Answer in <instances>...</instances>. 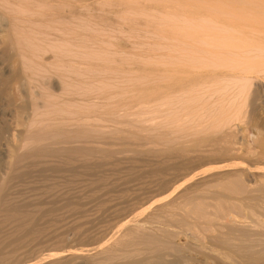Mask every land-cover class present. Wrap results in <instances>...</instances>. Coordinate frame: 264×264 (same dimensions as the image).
I'll list each match as a JSON object with an SVG mask.
<instances>
[{"label":"bare ground","instance_id":"bare-ground-1","mask_svg":"<svg viewBox=\"0 0 264 264\" xmlns=\"http://www.w3.org/2000/svg\"><path fill=\"white\" fill-rule=\"evenodd\" d=\"M150 8L158 13L146 17L145 11ZM186 19L191 22H187ZM203 20L206 22H201ZM209 24L214 26L213 29L218 27L220 31V27L224 29L223 26H228L234 32L244 33L253 42L244 44L241 49L242 53H240L238 49L240 46L230 44L231 41L228 44L227 41L232 39L230 33L227 39V35L218 30L220 34V37H217L218 42L212 41L209 34L210 37L216 38V36L211 35ZM121 28L122 30L127 28L128 32L130 30L129 35L135 34L134 36L141 35L143 32L150 33L154 36L152 44L156 48L166 46L171 41L178 43L183 41L184 43H179V45H186L184 48L190 49L186 53L187 57L190 56L189 53L196 51L208 53L207 63L209 65L226 70V72L223 70L226 74L224 78H227V82L225 79L224 83L230 82V86L233 87L232 78L240 82L238 85L241 89H239L240 95L239 92L237 94L241 97L239 101L242 100V104L247 101L245 98L248 99L249 95H253L248 94L249 91H247L251 80L258 78V81H262L259 78H264V0H0V221L13 224L22 222L24 226L21 232L18 230L16 238H10L12 240L9 242L7 239V241L1 240L0 264H16L17 262L13 263L18 256V254L14 256V253L18 252L15 250L16 242L24 240V236L30 239H33L35 235L41 234L42 236L44 232L42 229L52 225L47 222L46 217L50 214L52 216L55 208L60 206L56 207L48 202L50 198L46 200L44 198L45 196L51 197L54 191H52L54 185L50 184L53 180H50L51 177H48L51 182L47 183L49 182L48 173L59 172L60 174L65 171V175H68L67 171L69 175L76 177L88 171L92 172L94 169L98 172L101 169L103 171L104 167H108L107 165L117 170L120 165L119 161L121 162L123 158L117 159L119 160L118 165L117 161L115 162V154L119 151L121 154L123 149L131 153L130 159L137 158L138 161H144L139 171L132 169L127 173L128 170H124L127 174L124 176L143 180L147 178L146 180L149 179V181L152 179L156 182L159 193L156 194L155 189L156 195L152 193L150 197L143 198L145 201L143 200L140 205L137 204L138 206H128V202L122 200V204L123 202L126 203L125 206L128 204L125 209H123L124 205L123 208L120 205L122 210H117L119 203L113 204L119 197H114L117 200L112 198L114 202L110 199L113 203L109 200L111 204H108H113L118 208L113 213L114 217L107 219V222L103 223L104 226H98L97 236L92 235L97 238L94 240L97 243L94 244L93 240H90L94 244L92 246L86 243L91 248L86 246L88 249L80 250L81 247H77L80 251H76L74 248L76 246L72 245L74 247L69 246L71 251L66 248V252L64 250L65 253H62L63 251L60 252L58 249V252L54 254L55 245L54 247L52 245L53 254L47 251L49 252L47 255L48 253L44 251L41 254H46L45 257L41 254L39 257L36 253L34 256L37 255L38 258L35 261L36 256H31L33 258L29 257L30 259L28 256V259L23 256L27 259L25 264H192L193 262V264H264V121L259 120L261 122L258 123L259 127L257 124L255 126L251 120V114L248 115L251 117H247L248 119L243 116L246 113H242L244 105L242 107L241 103L239 108L236 107L239 110L235 113L229 111L232 116L228 117L227 110L226 114L223 111V105L222 107H209L216 104L213 101L215 98L212 100L215 104L208 98L211 102L210 104L208 101L209 108H201L200 105L199 110L192 109V101L196 102L197 97L189 96L187 93L196 91L198 88H209L210 86L207 85L215 78V76L212 77L215 69H211V66L201 61L198 62V57L194 55L191 56L196 58L197 65L192 62V67L189 65L187 68L180 65L169 66L170 64L167 66V63L163 62L166 65L164 67L163 63L158 61L159 64H156L162 63L160 65L162 67L144 66L142 68L145 80L136 79L137 82L126 87L125 78L122 80L120 78L121 83L119 80L118 82L121 86L125 84L124 88L118 83V85L114 84L115 81H113L111 90L114 91L117 85L120 90L121 88L126 89L129 93L126 94L125 90H121L124 95L122 97L119 90L122 98H117L119 93L117 89L115 90L117 94L114 93L115 91L110 93L111 90L106 91L110 94L105 91L99 92L102 86L99 84L101 82L97 81L110 82V80L101 79L103 76L112 79L108 76L110 73H115L113 78L119 73L128 74L129 69L123 67L124 64L126 66L137 65L134 62L136 59L148 58L144 50L134 53V55L137 54L134 56L136 58H132L133 51H131L129 53L132 62L127 63L131 59L127 60L130 56L127 57V52L125 54L124 51L131 49H126V43L125 45L124 41L121 43L120 38L119 42L109 44V46L114 45L115 51L105 50L108 47L105 48L103 43H100L104 41L103 36L100 35L102 30L117 33L119 32L117 30ZM230 28L226 27L231 31ZM197 39L199 41H196ZM98 44L103 48H99ZM113 47L109 50H114ZM237 53L241 55H236ZM235 56L237 59L243 56L244 59L240 57L241 61L244 60L243 63L237 62ZM190 58L183 60L188 62ZM125 59L126 62H124ZM109 61H118L120 65H117L118 62L113 66L112 64L106 65ZM227 61L229 68H225ZM97 62L100 63L98 66ZM102 63L105 65L99 66ZM237 63L241 64L240 70L236 69ZM195 65L196 67H193ZM155 71H158V74L153 75ZM229 77L230 80H228ZM212 84L215 86V83ZM224 86V89L231 88L225 84ZM91 87H98V92L90 90ZM201 89L198 91L203 94ZM206 89L203 91L206 92ZM210 89L212 90V86ZM211 90L204 95L200 92L199 94L205 98L208 94L210 97L209 93L212 95L216 92L215 89L213 92ZM182 96H186L184 98L187 100L184 105L185 111L181 105L184 104ZM256 98L255 95L254 102ZM251 100L253 99L250 98ZM239 101L237 100L238 104ZM186 103L191 107L187 108ZM180 106L182 108L179 111L177 109ZM151 110L155 111V114L164 111L166 116L163 112L161 115L159 112L158 115L151 116L152 113L154 114ZM171 112L174 114L171 115ZM167 114L171 116L170 119ZM202 118L208 121H205L207 125L200 124ZM234 120L244 123L240 128L241 131L239 130L243 139H240L242 147H237L238 144L236 146L242 150L239 149L238 154L240 152L243 154V162L234 155L238 149L236 150L234 146V131L229 126ZM211 156L212 158L215 156L216 161L218 158H221L222 162L229 159L227 163L230 164L217 163L220 166L215 167V165L213 168L217 169L212 174L209 173L213 179L207 174L209 171L205 173L206 176L209 175L208 181L211 179L214 182L210 181L213 186H208L212 188H207L206 185V189L205 185H202L205 182V180L202 181L204 176L200 177L201 186L204 187L201 188L198 182H195L196 179L194 180L196 175L191 173L186 177L190 171L187 170L185 173V170L193 162ZM235 158L240 161L236 165L230 162V159L235 160ZM132 161L134 162V160L130 162ZM111 168L110 172H114ZM124 168L126 169V166ZM213 168L211 165L210 169ZM231 169L233 171L237 169L239 172L235 173V178L231 175L234 178L233 181H230V173L227 175L228 170ZM200 171L202 170L196 172L197 175ZM202 172H200L201 176ZM168 174H174V176L177 174L179 177L171 179ZM222 174H225V177ZM227 176L230 177L229 181L225 179ZM75 177H71L72 180L76 179ZM40 178L47 182L45 184L43 182L41 192L36 191V194L39 193L37 195H41L50 206L46 208L41 206V209L30 211V205H28V211L21 210L24 204L21 206L16 203V198L13 201L11 193L13 190L18 191L23 185L27 187L30 184L28 188H34L32 186L36 185L33 184L38 185ZM117 178L118 176L115 180ZM98 179L102 180L100 176ZM192 181L197 184L196 187ZM208 181L205 184L209 185ZM82 182L84 183V180ZM104 182L101 181L103 185H105ZM182 185L185 187L182 188ZM35 188L37 190V186ZM31 191L30 194H32ZM103 192L105 194V191ZM60 193L57 196L62 199L60 195L63 194ZM54 199L57 200L56 196ZM28 200L29 198L26 201ZM65 200V198L62 199V202ZM124 200H128V197ZM34 202H32L33 205ZM62 202L57 201L55 204ZM63 203L64 205L61 204V206H64L65 210L73 207L70 202ZM136 203L137 201L135 205ZM113 205L110 208H113ZM108 212L112 215L110 211ZM37 219H41L42 222L38 224ZM114 219L116 220L112 221ZM46 222L50 226H43ZM76 224L72 223L73 226H78V223ZM14 227L17 228V225ZM72 229L70 228L71 231ZM74 231L75 229L72 232L76 234ZM48 232L50 231L45 233L48 234ZM55 232L57 233V229ZM87 233L82 231L84 237ZM72 236L74 238V234ZM81 237L80 239L84 238ZM63 241L62 243L66 245V241ZM81 241L83 242V239ZM88 241L89 239L86 241L84 239V243ZM60 244L58 248L64 249ZM18 250L21 249L18 248Z\"/></svg>","mask_w":264,"mask_h":264},{"label":"rangeland","instance_id":"rangeland-1","mask_svg":"<svg viewBox=\"0 0 264 264\" xmlns=\"http://www.w3.org/2000/svg\"><path fill=\"white\" fill-rule=\"evenodd\" d=\"M158 13V11H155L153 8H150V9H146V11H145V14H146V17H149V16H151L152 14H157ZM182 19H184V18H182ZM181 19V20H182ZM185 20V19H184ZM187 20V19H186ZM202 20V19H201ZM187 22H191V21H189V20H187ZM201 22H206V21H201ZM202 24H204V23H202ZM209 25H211V24H209ZM213 27L214 26H210V29H209V31L211 32V35H215L216 36V38H214V37H210V34H209V38L212 40V41H217L218 42V40L219 39H217V37H220V34L218 33L220 30H219V28L217 27V28H215V29H213ZM227 28H230V27H228V26H226ZM226 27L225 26H223V28L224 29H226ZM213 30H212V29ZM220 29H221V31L222 32H224L226 35H227V39L229 38V36L228 35H230L231 34V38L232 39H230V40H228L227 42H228V44H229V42H230V44L232 43V44H234V45H237V47H239L240 46V48H238V49H240V53H242L241 52V49L244 47V44L246 45V44H249V43H252L253 42V40L251 39V38H249L247 35H245L244 33H240V32H238V31H236V32H234V30L232 29V28H230L231 29V31L229 30V29H226V31H227V33H226V31H224V29H222L221 27H220ZM121 30V31H120ZM212 30V31H211ZM219 30V31H218ZM228 30L230 31V32H228ZM106 32H104L103 30H102V34H100L101 35V37L102 38H104V41L102 40L100 43H103V46L106 48V47H108V49H105V50H108V51H115L116 50V48L115 47H113V46H109V44H115L114 42H121L122 43V41H124V45H125V43H126V45L128 46H126L125 45V47H126V49L127 48H129V49H131V50H127V51H124L125 52V54H126V52H127V57L128 56H130V53H131V51H133V53H131V54H133L132 55V58H136V57H134V56H136V55H134V53H139L140 52V50L142 51V50H144V52H145V54L148 56V58H146L145 60L144 59H136L134 62H135V64H137V65H129V66H131L130 68H129V66H126L125 64H124V66L123 67H126L127 69H129L128 70V74H124V73H122L123 75H121V73H119V75L117 76L116 75V77H114L113 78V74H114V76H115V73H110L111 74V76H110V74L108 75L109 77H111L112 79H110V78H108L107 79V77L105 78V76H100V77H102L101 79H106V81L107 80H110V82H103V81H97V82H101V83H99V84H101V86H99V88L101 87V89L103 88V90H101V89H99L98 87H91V89L90 90H94V91H97L98 89L100 90L99 92H103V91H107V90H111L113 87H112V84H113V81H115L114 82V84L116 83H118L119 84V82H118V80L121 78V80L122 79H124V81H122V82H124L125 84H126V87H129V86H131V84L132 83H135V81L137 82V80L136 79H138V80H140V79H142L145 75H143L142 73H143V71H142V68L144 67V66H149L150 68H152V67H162V66H168L169 64V66H176V65H180L181 67H183V68H187V67H189V66H191V63L192 64H196L197 65V60H198V62L199 61H201L203 64H207V65H209L208 63H207V61H208V57L207 56H209V54L208 53H206V52H201V51H196V52H191V53H189L190 54V56L191 55H194V56H197L198 58H197V60H196V58L194 57V56H191V58H190V56L188 55V57L190 58V60H188V62H187V60H183V59H185V58H187V59H189L188 57H187V55H186V53H188L189 51H190V49L189 48H184L186 45H182L184 42L182 41V42H180L179 41V43H182L181 44V46L184 48V49H182V47L179 45V43L178 42H176V41H171V43H169V44H167L166 46H167V48H165L166 46L165 45H163V46H160V48H156V47H154L153 46V44H152V42H153V39H154V36H152L150 33H147V32H143V33H141V35H137L136 34V36H134L135 34H132V35H129L130 33V30H129V32H128V30H127V28H123V30H122V28L121 29H119V30H117V31H119V32H117V33H112V32H107V30H105ZM218 31V32H217ZM220 31V33H222ZM99 32V31H98ZM97 32V33H98ZM116 32V31H115ZM209 33V32H208ZM212 33H215V34H212ZM230 33V34H229ZM235 33H237V34H235ZM98 34V35H99ZM216 34H219L218 36L216 35ZM235 35V36H234ZM130 36V37H129ZM133 36V37H132ZM233 36V37H232ZM246 38H245V37ZM237 37V38H236ZM119 38H120V40H119ZM122 38H124V40L122 39ZM207 38V37H206ZM236 38V39H235ZM249 38V39H248ZM122 39V40H121ZM200 39V38H199ZM244 39H246V40H244ZM119 40V41H118ZM247 40H249V41H247ZM196 41H199L198 39L196 40ZM195 41V42H196ZM163 42V41H162ZM166 42H169V41H166ZM249 42V43H248ZM241 43V44H240ZM108 44V46H106ZM239 44V45H238ZM98 45H100V44H98ZM197 45V44H196ZM103 46H98L99 48H103ZM98 47H97V51H98ZM111 47H113L112 49H114V50H109V49H111ZM125 47L124 48H122V51H123V49H125ZM180 48L182 49V50H180ZM134 49V50H133ZM186 49H188V50H186ZM237 49V50H238ZM184 51H186V52H184ZM188 51V52H187ZM239 51V50H238ZM130 52V53H129ZM237 52V51H236ZM205 54H206V57L204 58V56H205ZM208 54V55H207ZM199 55V56H198ZM236 55H241V54H239V53H237ZM236 57V56H235ZM240 57H241V59H244L243 58V56H239V58L238 59H240ZM181 58V59H180ZM129 59H131V56H130V58H127V60H129ZM200 59V60H199ZM237 59V57H236V60H237V62H239V63H243V61L244 60H242L241 61V59H240V61ZM101 60H99V62H100ZM140 61H143V62H140ZM158 61L160 62H166L167 64L165 65L164 63H163V65L162 66H160L162 63H160V65H158L159 63H158ZM177 61V62H176ZM103 62V61H102ZM105 62V61H104ZM118 61H113V62H110L109 61V63L108 64H106V65H110V64H112L111 66H113V65H116V63H117ZM124 62H126V59H125V61ZM131 62H132V59L129 61V62H127V63H130L131 64ZM190 62V63H189ZM201 62L199 63V64H201ZM101 63V62H100ZM100 63H98L97 62V66H98V64H100ZM142 63H144V64H142ZM156 63H158V64H156ZM189 63V64H188ZM103 64L105 65V63H102V65H99V66H103ZM117 65H120V63L118 62V64ZM189 65V66H188ZM196 65L195 66H193V67H196ZM207 65H203V66H207ZM228 65H229V63H228V61H227V63H226V67L225 68H229L228 67ZM198 66H200V65H198ZM211 65H209V67H210ZM192 67V66H191ZM208 67V68H209ZM215 66H211L210 68L212 69H215V74L212 76L213 78H214V76H215V80L213 81V80H211V82L212 83H215V86L211 83H209L207 86H210L209 88H203V89H201V88H198L196 91L194 90V91H192V92H190L189 94L187 93V95H189V96H194L195 98L197 97V100H198V102H197V100H196V102H197V104H196V102L195 101H192V109H194V110H199V108H200V105H201V108L202 107H207V108H209V107H218V106H221L222 107V105H223V108H224V112H225V114H226V110H227V114H228V117L229 116H232V113H230V112H232L233 111V113H235V111H237V110H239L238 108H239V105H240V103L242 104V100H240L239 101V99H241V97L239 96L240 95V88H238V85H240V82L239 81H237V79H234L233 80V78L231 79L230 77L228 78V80H232V81H234L233 83L234 84H232V86L233 87H231L230 86V82H228V83H224L225 81V79H226V82H227V78H224L225 76H226V74H225V72H226V70L224 69V68H214ZM209 68V69H210ZM240 68H242L241 67V64L239 65L238 63H237V65H236V69L238 70H240ZM223 70L225 71V72H223ZM229 70V69H228ZM224 73V74H223ZM116 74H118V73H116ZM153 75L154 74H158V71H155L154 73H152ZM217 76V77H216ZM228 77V76H227ZM235 78V77H234ZM127 79V80H126ZM144 80H145V78H143ZM142 79V80H143ZM260 80L262 79V81H258V78L257 79H252L251 80V83H250V85H249V87H248V90L247 91H249L248 92V94L250 93H252L253 95H249L248 96V99H246L245 98V100H247L244 104H242V107H243V105H244V108H242L243 109V111H242V113L243 114H245V115H243L244 117L246 116V118L247 117H249L250 115L249 114H251V117H249V118H251V120H253L252 122L254 123V125L255 126H257L258 125V123L260 124L262 121H264V119H262V118H264V114H262V113H264V78H259ZM97 80H99V77H97ZM121 80H119L120 81V83H121ZM132 80H134L133 82H132ZM141 80V81H142ZM257 80V81H256ZM105 81V80H104ZM112 81V82H111ZM231 81V82H232ZM144 82V81H143ZM104 85H103V84ZM98 84V85H99ZM117 84V85H118ZM124 84V85H125ZM224 84L226 85V86H229V87H231V88H229V89H227V87H226V89L228 90V92L226 91V89H224L225 88V86H224ZM97 85V86H98ZM117 85H115L116 86V88H114L115 90L117 89V91H119L120 90V88L119 87H117ZM120 86H121V84H119ZM123 84H122V88H124L125 86H124ZM114 86V85H113ZM124 86V87H123ZM206 86V87H207ZM211 86H212V90L210 89L211 88ZM213 86L215 87V88H213ZM205 87V86H204ZM98 88V89H97ZM119 88V89H118ZM121 88V90L123 91V90H125V93L127 94L128 92H126V89H122ZM218 90H217V89ZM261 88V89H260ZM201 89V91L203 92V94L200 92V91H198V90H200ZM204 89H206V92L208 93V91L209 90H211L212 92L213 91H215L216 90V92L213 94L212 93V95H210V93H209V96L210 97H208V94H206V98H205V96H202V95H204L206 92H204L203 90ZM209 89V90H208ZM213 89H215V90H213ZM240 89V90H239ZM114 90V91H115ZM120 90V91H121ZM256 90V91H255ZM113 90H111L110 91V93H113L112 92ZM117 91H115L114 93H116ZM120 91H119V93H118V95H117V98L119 97H121L120 96V94L122 93V97H124V95H123V92L121 91V93H120ZM198 91V92H197ZM98 92V91H97ZM108 92V91H107ZM106 92V93H107ZM196 92V93H195ZM199 92L202 94H199ZM210 92V91H209ZM239 92V95L237 94ZM254 92V93H253ZM257 92V94L259 95H257V94H255ZM110 93H107V94H110ZM116 93V94H117ZM124 93V94H125ZM132 93V92H131ZM130 93V94H131ZM216 93H217V95H216ZM218 93H219V96H218ZM116 94H114L115 96H116ZM129 94V93H128ZM191 94V95H190ZM228 94H230V96L228 95ZM256 95V102H254V97H255V95ZM110 96V95H109ZM218 96V97H217ZM227 96V97H226ZM239 98H238V97ZM112 97V96H111ZM121 97V98H122ZM184 97H186V96H182V101L184 102V104H181L182 105V107H184L183 109H184V111H185V101L187 102V100H186V98H184ZM247 97V96H246ZM116 98V97H115ZM211 100V102H213V101H215V105H211V106H209L210 104H211V102H210V100ZM215 98V100H213ZM216 98H218L217 99V102H218V104H217V102H216ZM227 98V99H226ZM250 98H252L253 100H251L252 101V103H250L251 101H250ZM213 100V101H212ZM237 100L239 101V104H238V102H237ZM208 101L210 102V104L208 103ZM261 101V102H260ZM212 103V104H213ZM234 103V104H233ZM209 104V105H208ZM236 104H238V106L236 105ZM251 104V105H250ZM253 104V105H252ZM259 104V105H258ZM186 105L188 106V104L186 103ZM196 105H197V107H196ZM234 105V107H232ZM246 105V106H245ZM209 106V107H208ZM241 106V105H240ZM181 106L180 107H178V109L177 110H181V108H182ZM191 106H188L187 108H190ZM236 107H238L237 109H236ZM180 108V109H179ZM196 108H198V109H196ZM153 110H157V109H153ZM230 111V112H229ZM150 112V111H149ZM151 112H154V114H155V111H152L151 110ZM150 112V113H151ZM160 112V111H159ZM159 112H156L157 114H151V116H156V115H158L159 114ZM161 112H163L164 113V111H161ZM161 112H160V115H161ZM229 112V113H228ZM150 113H149V115H150ZM172 113V112H171ZM166 113H164V115H165ZM174 113H172L171 115H173ZM210 114V113H209ZM208 114V115H209ZM249 115V116H248ZM163 116V115H162ZM166 116V115H165ZM167 116L169 117L168 119H170V115L169 114H167ZM164 117V116H163ZM205 117V116H204ZM245 118V119H246ZM261 118V119H260ZM244 119V120H245ZM248 119V118H247ZM202 120V123H200L202 126H204V123L207 125L208 123H206V122H208V121H206V119H204V118H202L201 119ZM259 120L261 121V122H259ZM170 121V120H169ZM169 121H168V123H169ZM206 121V122H205ZM217 121V120H216ZM215 121V122H216ZM237 121V120H236ZM235 120L234 121H231L230 122V124H229V126H230V129L232 130V131H234V135H235V137H234V146H235V149L237 150L238 148H236V146H237V144H238V146L237 147H242V145H241V141H240V139L241 140H243L242 138H241V130H240V128H242L243 127V125L242 124H244V123H242V122H240V121H237V123H235L236 122ZM170 122H172V121H170ZM201 122V121H200ZM213 122V121H212ZM211 122V123H212ZM214 122V123H215ZM256 122V123H255ZM235 123V124H234ZM232 124V125H231ZM233 124H234V126H233ZM257 124V125H256ZM205 125V126H206ZM238 127V128H237ZM258 127H259V125H258ZM240 130V131H239ZM239 133H238V132ZM238 133V134H237ZM237 135H239V137L237 136ZM240 141V142H239ZM243 142V141H242ZM239 148V149H240ZM239 149L236 151V150H234V152H235V156H237L239 159H240V161H242V160H244L242 157H243V154L240 152V154H238L239 153ZM240 151H242L241 149H240ZM128 152V153H127ZM126 153V154H125ZM124 154V155H123ZM238 154V155H237ZM117 155V156H116ZM119 155V156H118ZM127 155V156H126ZM129 155H131V153H129V151H127V149H123V152H121V154H120V151H119V153L117 152L116 154H115V158H116V160H115V162L119 165V163H120V165H119V167H118V169L117 170H113V168H111V167H109V165H107L108 167H104L103 168V171H102V169L101 170H99V172L97 171V169H94V171H92V172H90V171H88V172H85V174L82 176H79V175H77L78 176V178H77V176L75 177V176H72V175H69V172H67L66 171V173H68V175L66 174L65 175V171H63V173L61 172L60 174L61 175H64V176H61L60 174H59V172L58 173H52L53 174V177H52V174H51V176H50V174L48 173V175L49 176H47V178L49 177H51L50 178V180H52V183H50L51 181H49V178H48V181L49 182H47L46 180H42V178H40L39 180H38V185L36 184V183H34L33 185H36L37 186V190H36V186H32V187H34V188H32V189H30V188H28V187H30L31 185L29 184V186L27 185V187L25 186V185H23V186H21L19 189H18V191H20V192H18L17 190L16 191H14L13 190V192L11 193V198H13L12 200L13 201H15L16 199L18 200L19 198V200L21 201H15L16 203H18L19 205H21L22 206V204H24V206H22V209L21 210H23V211H28L29 209H30V211H33V209L34 210H37V209H41L42 207H48V206H50V204L52 203V205L54 204L56 207L59 205L60 207H58V208H55V210H54V212H53V214H52V216H51V214H50V216L49 217H46V219L48 220H46L48 223H50V224H52L51 226H50V224L49 225H47L48 223L46 222V224H44L43 226H50V227H43V228H45V229H42V231H44V232H42V236H41V234L38 236H33V239H34V241H33V239H30V237H26V236H24V240H22V238H21V240L23 241H17L16 242V251H18L17 253L15 252L14 254V256H16V254H18V256H16V261H15V259H14V261L15 262H13V263H16V264H25L26 263V260L29 258V257H31V256H33V257H35V259H34V261L36 260V258H38V256L37 255H39V254H41V253H43L44 251H45V253H48L47 255H49V252L51 253V254H53L54 252V254H56V252H58L57 250L59 249L60 250V252L61 251H63L62 253H65L66 252V248L68 249V250H72V249H70L69 248V246L71 247L72 245H74V246H76V247H74V246H72V247H74L75 248V250L77 251V250H79V248H77V247H81V249L80 250H82L83 248V250H86V246H88L89 244L92 246V244L94 243V244H96L97 243V241H94L95 239H97V238H94L93 236H97L96 234H97V231H99V227H101V226H104V224H105V222H107V219L108 220H110L112 217H114V212L116 211L115 209H117L118 208V206H119V208L117 209V210H122L121 208H123L124 206H125V204L128 202V206H138V205H140L141 204V202H143V198H146V197H148L150 194H154V195H156V194H158L159 192H157V184H156V182L155 181H153L152 179H150V181H152V183L149 181V179L148 180H146L147 178H144V180L142 179V178H139V179H132L131 177H125L127 174H126V172L124 171V170H128L127 171V173H129L132 169H133V171L134 170H137V171H139L141 168H142V165L144 164V161L142 162L141 160L140 161H138L137 160V158H132V159H130L129 158ZM119 157V158H118ZM130 157H132V155L130 156ZM120 158H123V160L120 162L119 160H120ZM214 158H215V156H214ZM214 158H212V156L210 157V158H205V159H201V160H197V161H195V162H193L190 166H187L186 168V172L185 173H187V170H189L190 171V173L188 172L187 174H186V177H187V175L189 174V175H191V173L192 174H195L196 175V177L194 178V180H195V182L197 183L198 182V186L200 185L201 186V178L203 179L202 181H204L205 180V182L206 181H208L209 180V177H211V175L210 174H212L216 169H214L213 167L215 166V167H218V166H220V165H222V163L223 164H228L227 163V161H229V159H227V161H226V159H225V161H221L222 159L221 158H218L217 160L218 161H216V158L214 159ZM238 158H235V160L237 161V162H235V160H231L230 159V162L232 161V162H234L235 163V165H236V163H239L240 161L238 160ZM242 158V159H241ZM117 159H119V160H117ZM131 161V160H134V162L132 161V162H130L129 160ZM136 159V160H135ZM208 161H207V160ZM234 159V158H233ZM213 160V161H212ZM118 161H119V163H118ZM202 161V162H201ZM211 161V162H210ZM128 162V163H127ZM138 164H137V163ZM141 162V164H139ZM196 162H197V164H196ZM207 162V163H206ZM243 162V161H242ZM122 163H123V165H122ZM134 164V166H132V164ZM196 165H195V164ZM206 163V164H205ZM220 164V165H218V164ZM116 164V165H117ZM194 164V165H193ZM199 164V165H198ZM230 164V163H229ZM232 164V163H231ZM117 165V166H118ZM128 165V166H127ZM139 166V167H137V166ZM211 165H212V168L213 169H210V167H211ZM218 165V166H217ZM126 166V169L124 168ZM210 166V167H209ZM120 167H121V169H123V171L120 169ZM137 167V168H136ZM192 169H191V168ZM193 167H195L194 168V170H193ZM196 167H197V170H196ZM204 167H205V169H204ZM208 167V170H206V168ZM111 168V171L113 170L114 172H110V169ZM135 168V169H134ZM139 168V169H138ZM189 168V169H188ZM191 169V170H190ZM210 169V170H209ZM121 170V171H120ZM198 170H202V171H200V172H202V176H201V174H200V172H198L199 174L197 175V171ZM232 170V169H231ZM231 170H228V172H227V175L230 173V177H231V180L229 179L230 177H226L225 179L226 180H230V181H233V179L235 178V173L237 174V173H239L238 172V170L236 169H234V171L232 170V172H231ZM105 171V172H104ZM116 171H117V174H116ZM120 171V172H119ZM209 171V172H208ZM94 172V173H93ZM119 172V173H118ZM195 172V173H194ZM208 172V173H207ZM87 173V174H86ZM89 173V174H88ZM91 173V174H90ZM101 173V174H100ZM107 173V174H106ZM205 173H207V174H209V175H205ZM233 173V174H232ZM58 174H59V176H58ZM106 174V175H105ZM110 174V175H109ZM111 174H113V175H111ZM114 174H115V177H114ZM177 174H179V173H177ZM175 175L174 176V174H168V176H170V178L171 179H174L176 176H177V178L179 177L178 175ZM47 175V174H46ZM98 175V176H97ZM122 175V176H121ZM125 175V176H124ZM173 175V176H172ZM188 175V176H189ZM223 175V177H225V174H222ZM234 175V178L232 177V176ZM91 176H92V178H91ZM99 176H100V179H102L101 181L102 182H104V184L106 185H103V183H101V181H99ZM107 176V177H106ZM110 176V177H109ZM118 176V180L116 179L115 180V178ZM209 176V177H208ZM71 177H75L76 179H73L72 180V178ZM83 177V178H82ZM101 177H103V178H101ZM166 177H167V175H166ZM201 177V178H200ZM206 177H207V179H206ZM45 178H46V176H45ZM70 180H68V179ZM80 178V179H79ZM122 178V179H121ZM124 178V179H123ZM126 178V179H125ZM176 178V179H177ZM58 179V180H57ZM63 179V180H62ZM67 179V180H66ZM81 179H82V181L84 180V183L81 181ZM95 179H97L96 180V182L94 181ZM105 179H107V181L105 180ZM112 179V180H111ZM197 179H198V181H197ZM199 179H200V184H199ZM211 179H213V177H211ZM210 179V181L212 182V183H214L212 180ZM55 180V181H54ZM104 180V181H103ZM113 180H115V181H113ZM225 180V181H226ZM54 181V182H53ZM72 181V182H71ZM91 181H93V182H95V185L93 186L92 184H94L93 182L91 183ZM113 181V182H112ZM120 181V182H119ZM147 181V182H146ZM210 181H208L207 183H209ZM35 182H37V181H35ZM43 182H44V184L47 182V183H50V184H53L54 186H52L53 188H52V191H53V194L52 195H50L51 197H49V196H45L44 198H45V200L47 199V198H50L49 200H51V202L48 200V202L50 203V204H48L45 200H43V197L41 196V195H39V196H41V197H39L37 194H39L40 192H41V190H42V186L44 185L43 184ZM62 182V183H61ZM76 182V183H75ZM106 182H108V183H106ZM113 184H112V183ZM129 182V183H128ZM146 182V183H145ZM148 182H150V183H148ZM205 182H203L204 184H202V185H205L204 187L206 188V185H207V188H212V187H208V186H213L212 185V183L210 182L209 183V185L208 184H205ZM59 183V184H58ZM73 183V184H72ZM192 183H194V181H192ZM76 186H75V185ZM82 184V185H81ZM89 184V185H88ZM98 184V186H96ZM100 184H102V185H100ZM109 184V185H108ZM115 184V185H114ZM152 184H154V186H152ZM40 185H41V187H40ZM84 185H87V186H84ZM101 187H100V186ZM118 185V186H117ZM141 185V186H140ZM143 185V186H142ZM145 185H146V189H145ZM185 186H186V184H184ZM184 185H182L181 187L183 188V186ZM215 185V184H214ZM60 186V187H59ZM89 186V187H88ZM103 186V187H102ZM120 186V187H119ZM184 186V187H185ZM194 186L196 187L197 186V184H195L194 183ZM22 187H23V189H22ZM38 187H40V188H38ZM58 187V188H57ZM67 187V188H66ZM85 187V188H84ZM105 187V188H104ZM118 187V188H117ZM132 187V188H131ZM154 187V188H153ZM203 186H201V188H202ZM203 187V188H204ZM60 188V189H59ZM79 188H81V189H79ZM89 188V189H88ZM92 190H91V189ZM99 188V189H98ZM103 188V189H102ZM111 188V189H110ZM134 188V189H133ZM206 188V189H207ZM31 191V190H33V191H31V193L32 194H30L29 192V190ZM114 189V190H113ZM156 189V192L154 191ZM25 190H27V191H25ZM64 190V191H63ZM100 190V191H99ZM105 191V194H104V192L103 191ZM23 191V192H22ZM36 191L38 192L39 191V193H37L36 194ZM55 191H57L56 193H55ZM59 191V192H58ZM70 193H68V192ZM91 191V192H90ZM128 192V194H127V192ZM130 191V192H129ZM135 191H137V192H135ZM15 192V193H14ZM35 192V193H34ZM61 192V193H60ZM80 192V193H79ZM82 192V193H81ZM95 192V193H94ZM134 192H135V194H134ZM27 193V194H26ZM29 193V194H28ZM34 193V194H33ZM55 193V194H54ZM59 193L60 194H63L62 196L60 195V197L62 198V199H66V200H68L69 202H70V204H72V206L73 207H71V209L69 208V210H68V208H66L67 210H65L63 207L64 206H61V204L62 205H64V203L63 202H65V203H69L68 201H63L62 202V199H60V198H58V196H59ZM64 193H67L66 195H64ZM87 193H89L88 195H87ZM110 193V194H109ZM119 193V194H118ZM123 195H122V194ZM141 193V194H140ZM156 193V194H155ZM36 194V195H35ZM76 194V195H75ZM103 194V195H102ZM121 194V196H119ZM124 194H126V195H124ZM130 194V195H129ZM132 194H133V196H135V197H133L132 196ZM152 194V195H153ZM28 195H29V197H28ZM58 195V196H57ZM92 195H93V198L91 199V197H92ZM117 195V196H116ZM127 195H129V196H127ZM146 195V196H145ZM19 198H18V197ZM31 196H36V197H34V200H32L33 199V197H32V199H31ZM38 196V197H37ZM56 196V198H57V200L55 201V199H54V197ZM80 196H82V197H80ZM84 196V197H83ZM89 196H90V198H89ZM104 196V197H103ZM122 196H123V198H122ZM128 197V200H124V198L125 197ZM142 196V197H141ZM151 196V195H150ZM149 196V197H150ZM29 198V200H30V202H31V200H32V202H34L35 200H37V199H35V198H42L41 199V201H40V199L39 200H37L36 202H34V205L32 204V202L30 203V202H28V201H26L28 198ZM117 198V197H121L120 199L119 198H117V199H115V198ZM130 197V198H129ZM133 197V198H132ZM16 198V199H15ZM24 198H26V199H24ZM78 198V199H77ZM81 198H82V200H81ZM107 198H108V200H107ZM117 200V201H115L114 202V200ZM136 200H135V199ZM142 198V199H141ZM15 199V200H14ZM54 199V200H53ZM96 199V200H95ZM110 199H112L113 200V202H112V200H110ZM81 200V201H80ZM94 202H93V201ZM114 204V205H117L118 203H119V205L118 206H114L113 204V206L115 207H113V208H110V207H112V205H109V204H111L110 203V201ZM121 201V204H120V201ZM122 200L123 201H125V202H123L124 204H122ZM133 200V201H132ZM24 201H26V203L24 202ZM43 201V202H42ZM52 201H55V202H52ZM57 201H59V202H62L61 204H55ZM107 201V202H106ZM137 201V203H136V205H135V202ZM145 201V200H144ZM24 202V203H23ZM27 202L29 203V204H27ZM41 202V203H40ZM133 204H132V203ZM36 203V204H35ZM47 204V206H45L46 204ZM85 203V204H84ZM100 203V204H99ZM104 204V206H103V204ZM109 203V204H108ZM26 204V205H25ZM98 204V205H97ZM106 204V205H105ZM138 204V205H137ZM28 205H30L29 207H28ZM31 205H33V206H31ZM39 205V206H38ZM81 205H83L82 206V208H81ZM100 205H102V206H100ZM109 205V206H108ZM120 205H121V208H120ZM124 205V206H123ZM126 205V206H127ZM42 206V207H41ZM98 206V207H97ZM99 206H100V208H99ZM107 206V207H106ZM126 206L123 208V209H125L126 208ZM127 206V207H128ZM25 207V208H24ZM97 207V208H96ZM107 209H105V208ZM29 208V209H28ZM32 208V209H31ZM60 208V209H59ZM61 208H62V210H64V211H62L61 210ZM75 210H73V209ZM110 208V209H109ZM25 209V210H24ZM27 209V210H26ZM101 211H100V210ZM113 209V210H112ZM60 210V211H59ZM70 210H72V211H70ZM84 210V211H83ZM111 210H112V212H111ZM127 210V209H126ZM99 211V212H98ZM107 211V212H106ZM108 211H110L111 212V214L113 215H110V213L108 212ZM102 212V213H101ZM123 212V211H122ZM60 213V214H59ZM74 213V214H73ZM107 216H109L108 218H107ZM111 216V217H110ZM52 217V218H51ZM80 217V218H79ZM85 217V218H84ZM89 217V218H88ZM60 218V219H59ZM62 218V219H61ZM75 218V219H74ZM110 218V219H109ZM2 219V218H1ZM42 219V218H41ZM39 220V219H37L38 221H35L36 223L38 222V224H40L41 222H42V220ZM59 219V220H58ZM55 220V221H54ZM67 220V221H66ZM77 220H78V222H77ZM79 220H80V222H79ZM105 220V221H104ZM116 219H114V220H112V221H115ZM2 222H4L3 220H1ZM0 221V242H1V240H8V242L9 241H11L12 239H14V238H16V235L18 234V230H19V232H21L22 230H23V228H24V226H23V224H21L22 222H20V223H18V224H16V223H6L7 221H5V223H2ZM74 221V222H73ZM34 222V223H35ZM53 222V223H52ZM58 222H60V223H58ZM70 222V223H69ZM1 223H2V225H1ZM35 223V224H36ZM72 223H73V225H77L76 223H78V226H73L72 225ZM104 223V224H103ZM4 224V225H3ZM10 224V225H9ZM16 226L17 225V228H15L14 226ZM22 225L21 226V228H20V225ZM37 224V225H38ZM56 224V225H55ZM60 224V225H59ZM70 224V225H69ZM85 224V225H84ZM7 225V226H6ZM54 225V226H53ZM83 225V226H82ZM97 225V226H96ZM64 226V227H63ZM91 226V227H90ZM99 226V227H98ZM9 227V228H8ZM58 227H59V229H58ZM72 227L74 228V227H78L77 229H78V231H77V229L76 228H74L75 229V231L74 232H76V234L75 233H73L72 231L74 230V229H72ZM97 227H98V229H97ZM19 228V229H18ZM48 228H50V229H48ZM52 228V229H51ZM54 228V229H53ZM69 228V229H68ZM70 228L72 229V231L70 230ZM82 228V229H81ZM93 228V229H92ZM2 229V230H1ZM47 229V230H46ZM56 229H57V233L55 232L56 231ZM61 229V230H60ZM8 230V231H7ZM46 230V231H45ZM47 231H50V232H48V234L47 233H45V232H47ZM69 231V232H68ZM71 231V232H70ZM82 231H83V233L85 232V233H87V234H85L86 236L84 237L83 235H82ZM95 233H94V232ZM5 232H6V235H5ZM9 232H11V233H9ZM55 232V233H54ZM62 232V233H61ZM9 233V234H8ZM43 233H45L44 235H43ZM74 234V238H73V236L71 237V235L72 234ZM53 234V235H52ZM58 234V235H57ZM59 234H63V235H59ZM64 234H65V237H64ZM4 237H3V236ZM11 235V236H10ZM81 235H82V237H84V238H82L81 237ZM93 235V236H92ZM6 236H8V237H6ZM55 238H54V237ZM57 236V237H56ZM70 236V237H69ZM90 236V237H89ZM91 236H92V238H91ZM50 237H51V239H50ZM60 237V238H59ZM66 237H67V239H66ZM76 237V238H75ZM80 237L83 239V242L81 241L82 239H80ZM9 238V239H8ZM10 238H12V239H10ZM38 238V239H37ZM44 238H46V239H44ZM60 239V241H59V239ZM91 238V239H90ZM37 239V240H36ZM57 239V240H56ZM61 239H62V241L63 240H65V241H63V242H65V244L66 245H64L63 243H62V241H61ZM74 239H76V240H74ZM79 239H80V241L82 242H80L79 241ZM84 239H85V241L86 240H88L89 239V241L88 242H85L84 243ZM6 240V241H7ZM31 240V242H29ZM40 240V241H39ZM50 242H49V241ZM70 240H72L71 242H68V241H70ZM73 240H74V242H73ZM90 240L93 242H90ZM6 241H4V242H6ZM36 241V242H35ZM46 241V242H45ZM25 242V243H24ZM45 242V243H44ZM48 242V243H47ZM52 242V243H51ZM55 242V243H54ZM58 242V243H57ZM27 243V244H26ZM29 243V244H28ZM33 243V244H32ZM41 243V245H39ZM49 243H50V245H49ZM54 243V244H53ZM59 243H61L60 244V246L62 247V248H64V249H60V247L58 248V245H59ZM68 243H70V244H68ZM75 243H76V245H75ZM78 243V244H77ZM79 243H80V245H79ZM84 243V244H83ZM86 243H89V244H87L86 245ZM31 244V245H30ZM38 244V246H36ZM81 244H83V246H81ZM93 244V245H94ZM34 245V246H33ZM45 245V246H44ZM46 245H47V247H46ZM53 245V246H52ZM54 245H55V250H53L52 249V247H54ZM56 245H57V247H56ZM64 245V246H63ZM79 245V246H78ZM19 246V247H18ZM35 247L34 249H33V247ZM49 246V247H48ZM52 246V247H51ZM67 246V247H66ZM85 246V247H84ZM91 246H88V248L90 247L91 248ZM31 247V248H30ZM40 247V248H39ZM18 248L19 249H21V250H18ZM26 248V249H25ZM57 248V249H56ZM73 248V249H74ZM87 248V249H88ZM41 249V250H40ZM48 249V250H47ZM49 249H51V251L49 250ZM22 250H24V251H22ZM29 250V251H28ZM30 250H31V253H30ZM35 250H36V252H35ZM54 252H53V251ZM64 250H65V252H64ZM67 250V251H68ZM75 250H73V251H75ZM79 250V251H80ZM47 251H49V252H47ZM69 251V252H70ZM21 252V253H20ZM26 252V253H25ZM34 252V253H33ZM59 252V253H60ZM36 253H38L37 255H35L34 256V254H36ZM22 255L21 257H22V259H21V257L19 256V255ZM26 254V255H25ZM31 254H33V255H31ZM42 255V257L44 256L45 257V255L46 254H41ZM41 255H39V257H41ZM23 256H25L26 258H27V256H28V258L26 259L25 257H23ZM17 257H20V258H18L17 259ZM33 257H31V258H33ZM25 259V260H24ZM30 259V258H29ZM194 263V262H193ZM192 263V264H193Z\"/></svg>","mask_w":264,"mask_h":264}]
</instances>
